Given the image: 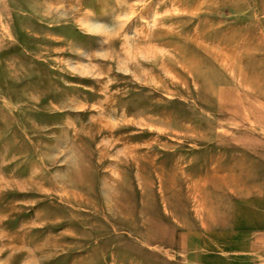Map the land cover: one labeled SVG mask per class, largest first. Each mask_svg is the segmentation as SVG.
<instances>
[{"label": "rangeland", "instance_id": "374dc122", "mask_svg": "<svg viewBox=\"0 0 264 264\" xmlns=\"http://www.w3.org/2000/svg\"><path fill=\"white\" fill-rule=\"evenodd\" d=\"M0 264H264V0H0Z\"/></svg>", "mask_w": 264, "mask_h": 264}]
</instances>
